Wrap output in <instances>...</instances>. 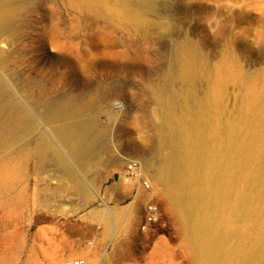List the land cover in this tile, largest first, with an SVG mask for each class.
I'll return each mask as SVG.
<instances>
[{
    "label": "rangeland",
    "instance_id": "374dc122",
    "mask_svg": "<svg viewBox=\"0 0 264 264\" xmlns=\"http://www.w3.org/2000/svg\"><path fill=\"white\" fill-rule=\"evenodd\" d=\"M7 2L15 9L3 38L12 31L15 40L11 47L0 43V127L7 124L12 106L24 108L35 127L20 126L17 141L0 143V206L9 195H18L21 184L22 189L35 187L36 144L47 149L44 165L52 151H62V158L71 161L67 148L57 141L56 129L63 124L82 126L88 139L77 143L97 146L104 157L125 164L135 161L140 174L153 177L152 202L160 209L161 224L141 232L147 203L141 188L145 199L133 227V264H195V254L184 242L187 224L171 208L154 175L171 149L173 131L163 120L168 94L177 88L182 71L190 69L208 97L212 90L225 95L233 129L230 151L218 147L220 162L188 190L195 197L213 196L219 173L224 179L220 198L227 204L223 211L205 212L203 223L218 234L236 232L239 246L244 238L264 239V0H160L167 29L155 27L148 35L104 25L69 10L64 0ZM51 27H56L55 44L62 46L69 63L59 61L60 53L48 38ZM76 61L86 69L77 72L72 64ZM66 99L91 101L92 106L78 114H53L52 121L43 119ZM115 102L122 103L123 110H116ZM225 119L219 116V124ZM259 248L264 256V240ZM111 254L107 245L104 255Z\"/></svg>",
    "mask_w": 264,
    "mask_h": 264
},
{
    "label": "bare ground",
    "instance_id": "6f19581e",
    "mask_svg": "<svg viewBox=\"0 0 264 264\" xmlns=\"http://www.w3.org/2000/svg\"><path fill=\"white\" fill-rule=\"evenodd\" d=\"M4 1L6 0H0V43L5 42L8 47H11L15 40L11 39L12 31V34L8 33L5 39L3 37L6 35V24L11 19V13L15 6L8 2L4 3ZM64 2V5L71 11H81L104 25L123 28L132 33L133 29L146 35L151 34L155 27L167 29L162 18L160 0H64ZM20 9L21 6H18L17 10ZM56 31V27H51L48 35L50 43L53 49L60 53L59 61L69 63L67 56L62 53V46L55 44L58 34L55 33ZM2 52L3 50L0 48V56ZM72 64L75 65V69L79 73L87 67L80 61ZM202 86L195 79L192 70L184 69L178 78L177 88L174 90L175 85L172 91L167 93L169 101L166 103L163 120L170 125L171 131H173L170 134L172 137L170 139L171 149L168 154L162 157L161 162L155 168L154 175L160 182L163 195L170 201L171 208H174L178 217L187 224L184 242L188 249L195 254V264H264L263 251L259 248L264 240L263 237L253 241L244 238L242 245L239 246L234 239L236 236L238 237L236 232L227 236L218 234L211 230L209 225L203 223L208 216H205V212L209 211L214 214L220 210L223 211L227 204V202L223 203V198H220V189L224 179L219 176V173H216L214 179L213 196L211 192L210 196L198 194L195 197L194 192L190 193L188 190V186L192 185L196 178L205 179L207 170L213 169L220 162L218 147L224 146L223 152L230 151L231 135L229 132L233 129L229 123L232 121L229 117L233 113L228 111L225 95L219 96L215 90H212L211 96L208 97L206 88L204 89ZM0 88H2L1 81ZM83 101L66 99L63 103L55 105L56 107L49 111V115L43 114V119L52 121L54 115L78 114L92 106L89 105L91 101L88 103ZM12 107L10 116H7V124L0 127V143L10 140L17 141L20 126L35 127L32 120L25 116L24 108ZM223 114L226 119L220 125L219 116ZM14 115L18 117L17 120H14ZM109 115L116 119L115 113L110 112ZM87 127H91V125ZM84 131L85 128L82 126L71 127L63 124L56 129V134L61 142L64 141L70 145L72 141L74 143L83 141L85 136L88 139ZM191 148L193 150L185 154L184 151L181 152V149L189 150ZM89 152L81 154L74 150L72 158L80 160L83 156H91ZM140 176L152 185L153 177L144 174H140ZM130 185H132L131 182ZM136 185L141 188L140 183L136 182ZM145 193L147 194L146 201H152L155 194L153 188L150 186V189L145 190ZM145 193L142 196L143 200ZM142 210V215H146V205ZM158 216H161L159 207ZM134 224L133 221V227ZM140 230L143 231V223L140 224ZM150 230L147 229L146 232Z\"/></svg>",
    "mask_w": 264,
    "mask_h": 264
},
{
    "label": "crops",
    "instance_id": "0c3cea01",
    "mask_svg": "<svg viewBox=\"0 0 264 264\" xmlns=\"http://www.w3.org/2000/svg\"><path fill=\"white\" fill-rule=\"evenodd\" d=\"M57 141L72 162L62 158V151H52L44 165L47 149L36 144L35 187L22 189L21 184L18 195H9L0 206V264H61L72 258L88 264H133V221L144 191L125 184L126 164L104 157L97 146ZM87 148L89 158H72L74 150L84 153Z\"/></svg>",
    "mask_w": 264,
    "mask_h": 264
},
{
    "label": "built area",
    "instance_id": "2783aa9c",
    "mask_svg": "<svg viewBox=\"0 0 264 264\" xmlns=\"http://www.w3.org/2000/svg\"><path fill=\"white\" fill-rule=\"evenodd\" d=\"M116 110H123V104L120 102H115L113 104ZM124 183L130 185H136V182L140 183L141 188L148 191L150 189V183L145 179H142L139 173L138 163L130 160L126 162L124 169ZM143 223V233H146L147 229H156L161 224V216H158V205L152 201L146 203V215H141V221ZM61 264H88L87 261L83 258H72L65 259Z\"/></svg>",
    "mask_w": 264,
    "mask_h": 264
}]
</instances>
